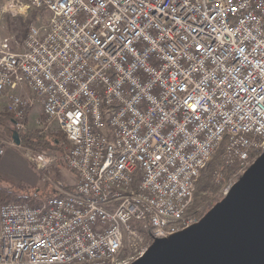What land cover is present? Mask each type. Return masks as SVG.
<instances>
[{"label": "built area", "instance_id": "2783aa9c", "mask_svg": "<svg viewBox=\"0 0 264 264\" xmlns=\"http://www.w3.org/2000/svg\"><path fill=\"white\" fill-rule=\"evenodd\" d=\"M193 2L199 19L181 0L6 2L51 17L18 48L0 41V99L20 130L42 103L76 181L47 175L52 153L28 155L55 192L0 203V264H131L201 219L189 212L197 179L222 142L236 167L223 197L263 152L264 0ZM26 86L34 96L14 92Z\"/></svg>", "mask_w": 264, "mask_h": 264}, {"label": "water", "instance_id": "95a60500", "mask_svg": "<svg viewBox=\"0 0 264 264\" xmlns=\"http://www.w3.org/2000/svg\"><path fill=\"white\" fill-rule=\"evenodd\" d=\"M131 264H264V150L197 223L155 239Z\"/></svg>", "mask_w": 264, "mask_h": 264}, {"label": "rangeland", "instance_id": "374dc122", "mask_svg": "<svg viewBox=\"0 0 264 264\" xmlns=\"http://www.w3.org/2000/svg\"><path fill=\"white\" fill-rule=\"evenodd\" d=\"M7 1L8 0H0V41L4 37H13L14 46L17 47L18 45L19 47L20 43L26 37L29 28L33 25L38 26L47 23L51 17V13L49 10L45 8L37 9L33 7L29 9H24L22 11L19 9V7L9 8V10H4ZM41 108H42L41 105L39 106L34 105L29 109L27 113L28 116L25 118V124H26L25 130L27 131V133L44 134V136L46 137L49 143L48 152L52 153L57 158L55 162L52 164L50 170L47 171V175L51 176L53 179L57 181H62L65 187H70L76 181V174L72 170H70V168L67 166V163L65 162V154L67 153V150L69 148V142L67 140L65 133L56 124L52 125L48 129L44 128L42 124L44 120V114L42 113ZM5 113H9L7 108H4V110L2 111V116L4 120H5L4 115H6ZM1 127L2 125H0V128ZM12 128H14L13 125ZM57 135L58 136L65 135L66 138V143L63 142V144L60 146L61 147L60 149L54 147L55 144L56 145L58 144L55 141V137ZM0 139L4 140L5 149H7L9 146L16 147L23 155H25V157L33 165L31 166V164L28 162L29 165L31 166L32 172L34 173V175H32V180L35 181V179L39 175L38 177L39 181L35 185H33L32 183L31 184L26 183L22 179L20 180V183H16L13 180V178L16 177L18 173L9 171L7 167L5 168V171H0L4 174L1 177L5 180V182L1 181L0 183V190H3L2 192H0V194H3L2 196H4L5 198L4 200H0V203L4 201H16L15 199L18 198L19 193H33L37 189H39V191L43 192L44 194H51L55 192L53 185L49 183L45 178V171L38 169L35 166L34 162L28 158V155L30 153L38 152L40 151V148H34V146L26 144L25 141L23 140H21V145L19 146L16 144L13 145L14 139L10 136V133H6L5 135V133L2 132L1 130H0ZM222 176L220 177V179H222ZM214 177L216 178L215 174ZM216 183L218 184L217 192L210 190H204L203 192L206 196L212 198L211 203H213V206L223 198L222 189L224 188L226 182L223 181L220 182V180L218 181L217 179ZM6 186L10 188L7 187V190L5 191V189L2 188ZM9 189H12V191L9 192L8 191ZM196 205H197L196 206L197 209L203 211L204 213L206 211L205 209L209 208L208 202L206 204L198 203ZM211 208L212 207H210L209 209Z\"/></svg>", "mask_w": 264, "mask_h": 264}, {"label": "trees", "instance_id": "16d2710c", "mask_svg": "<svg viewBox=\"0 0 264 264\" xmlns=\"http://www.w3.org/2000/svg\"><path fill=\"white\" fill-rule=\"evenodd\" d=\"M6 115H4L5 120L3 119L2 113L0 116V121L2 122L1 125L2 127L0 128V130L2 132L5 133H10V136L14 139V134L15 132H17L20 140L25 141L26 144L28 145H32L34 146V148H40V151L44 150V151H49V143L46 139V137L44 136V134H32V133H27V131L24 130H20L17 129L15 126V118L13 117V115L9 112V113H5ZM13 123V127L12 128V124ZM11 124V125H10ZM65 135L63 136H56L55 137V141L56 143H58L57 145L55 144L54 147L57 149H60L61 145L63 144V142L66 143V138ZM40 146V147H39ZM48 147V148H47ZM223 151H224V142H222V144L220 145V147L216 150V152L214 153L212 159L205 165V167L201 170L200 175L197 179V185H196V190H195V197H194V203L191 206L189 212L192 214H197L199 217L203 216L210 207H213V203L212 202V198H210L209 196H206L203 192L204 190H210V191H214L217 192L218 190V184L217 179L214 177V174L216 171H219L221 173L222 179H219L220 182H226L228 180V178L231 176V174L234 172L235 170V166H227L224 163L223 160ZM7 187H3L2 189H5V191L7 190ZM10 188V187H8ZM3 190H0V192H2ZM9 192L12 191V189L8 190ZM3 194H0V200H4V196H2ZM49 194H44L43 192H41L40 194V198L39 199H35L32 196V193H19L18 198H16V201H22V202H29L33 205H36L40 202V199L48 196ZM44 196V197H42ZM209 203V208L205 209V213L203 211H200L199 209H197V205L198 203L201 204H206Z\"/></svg>", "mask_w": 264, "mask_h": 264}, {"label": "crops", "instance_id": "0c3cea01", "mask_svg": "<svg viewBox=\"0 0 264 264\" xmlns=\"http://www.w3.org/2000/svg\"><path fill=\"white\" fill-rule=\"evenodd\" d=\"M12 46L14 48H18V45H17V47H15L14 43H12ZM14 92L26 94L29 96H34L33 91L28 86H26L22 89H20V88L16 89V90H14ZM8 99H9L8 96L4 97L3 99H0V116H1V113L4 110V108H7ZM35 105H37V106L41 105L42 113L44 114L42 103L40 101H37ZM27 116H28V114H27ZM1 123L2 122L0 121V125H1ZM11 124L13 125V123H11ZM28 162H29V160L16 147L9 146L7 149H5V153L0 159V171H5V168L7 167L9 171H13L14 173H16V172L18 173V175L16 177L13 176L14 177L13 180L16 183H20V180L22 179L26 183H30V184L32 183L33 185H35L39 181V178H38L39 175H38V177L35 175L37 177L35 179V181L32 180V175H34V173L31 170V166H33V165L29 162L31 164V166H30ZM35 170H37V169H35ZM1 173L2 172H0V183H1V181L5 182V180L1 177L4 174L3 173L1 174ZM39 173H40V171H39ZM40 177H41V174H40Z\"/></svg>", "mask_w": 264, "mask_h": 264}, {"label": "snow or ice", "instance_id": "6c2138e0", "mask_svg": "<svg viewBox=\"0 0 264 264\" xmlns=\"http://www.w3.org/2000/svg\"><path fill=\"white\" fill-rule=\"evenodd\" d=\"M164 0H160V4H163ZM191 4V8L189 9L187 6ZM159 6V5H158ZM180 8H184L187 11H191L192 12V16H195L197 19H199V16H200V13L198 12L197 8H196V4L193 2V0H181V3L179 5ZM217 7H219V5H217ZM244 5L243 4H240L239 5V8H243ZM237 9L233 8L232 11H236ZM177 14H179V11L177 10ZM192 16H188V19L191 20L192 19ZM181 27H184V25H181ZM186 34H189V38H191L190 36V33L192 31V24L191 23H187L186 24ZM198 50V49H197ZM249 87H251V89L253 91H255V86L253 85H250ZM261 94L262 96V99H264V86L261 87ZM190 107L192 108V111L193 112H196L197 111V108L190 105ZM202 107V105H201Z\"/></svg>", "mask_w": 264, "mask_h": 264}]
</instances>
